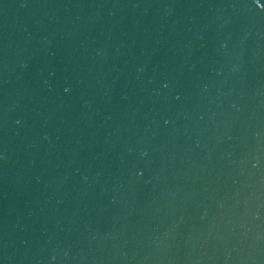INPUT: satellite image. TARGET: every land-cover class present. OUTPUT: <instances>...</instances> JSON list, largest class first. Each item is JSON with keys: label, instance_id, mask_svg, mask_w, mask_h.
I'll return each mask as SVG.
<instances>
[{"label": "water", "instance_id": "water-1", "mask_svg": "<svg viewBox=\"0 0 264 264\" xmlns=\"http://www.w3.org/2000/svg\"><path fill=\"white\" fill-rule=\"evenodd\" d=\"M85 0H0V252L51 124Z\"/></svg>", "mask_w": 264, "mask_h": 264}, {"label": "snow or ice", "instance_id": "snow-or-ice-1", "mask_svg": "<svg viewBox=\"0 0 264 264\" xmlns=\"http://www.w3.org/2000/svg\"><path fill=\"white\" fill-rule=\"evenodd\" d=\"M261 6L264 7V0H260Z\"/></svg>", "mask_w": 264, "mask_h": 264}]
</instances>
